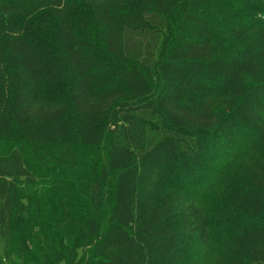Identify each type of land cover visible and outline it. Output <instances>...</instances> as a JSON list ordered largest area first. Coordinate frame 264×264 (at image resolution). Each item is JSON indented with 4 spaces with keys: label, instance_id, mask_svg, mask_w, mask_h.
<instances>
[{
    "label": "trees",
    "instance_id": "1",
    "mask_svg": "<svg viewBox=\"0 0 264 264\" xmlns=\"http://www.w3.org/2000/svg\"><path fill=\"white\" fill-rule=\"evenodd\" d=\"M2 141L0 264H264V0L0 1Z\"/></svg>",
    "mask_w": 264,
    "mask_h": 264
},
{
    "label": "rangeland",
    "instance_id": "2",
    "mask_svg": "<svg viewBox=\"0 0 264 264\" xmlns=\"http://www.w3.org/2000/svg\"><path fill=\"white\" fill-rule=\"evenodd\" d=\"M0 1H3V0H0ZM14 145V142H6V141H2L0 142V151H5L7 150L8 148H10L11 146ZM45 150V149H44ZM56 151V150H55ZM26 152H29V147H26ZM29 157H30V160L34 163V164H37L34 162V159H33V156L29 154ZM63 164V163H61ZM85 168H89L88 165L85 166ZM37 171L39 172V174H42L43 171L45 170L44 168L42 169L40 165H38V168L36 167ZM60 173H58L59 175H61L62 177V180L63 181H60L58 183V190H59V194L61 195H66L67 197H69V199L71 201H73L76 205H79L81 204L80 202L82 201V194L85 190V181L83 179V177L87 176V174L83 171V168L80 169V177L81 179L80 180H76L75 178V174L70 177L68 174H63L62 171H59ZM226 169L223 170L221 173H219L216 178H215V181L213 182V185L205 191V196L203 197V200L202 202H206L208 200V198L214 194L216 191H219L223 185H224V180H225V175H226ZM46 175V174H45ZM73 178V179H71ZM39 180V183L42 182V178H38ZM67 180H71V181H68ZM37 189H47L46 187H44L43 185L41 184H38V187ZM60 197V196H59ZM213 250L210 248H208L207 250V255L204 259V264H212V260H213V254H212ZM0 253H2V247H1V244H0Z\"/></svg>",
    "mask_w": 264,
    "mask_h": 264
}]
</instances>
